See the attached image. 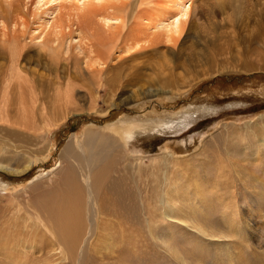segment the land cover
Here are the masks:
<instances>
[{
	"label": "rangeland",
	"instance_id": "rangeland-1",
	"mask_svg": "<svg viewBox=\"0 0 264 264\" xmlns=\"http://www.w3.org/2000/svg\"><path fill=\"white\" fill-rule=\"evenodd\" d=\"M36 1L0 0V89L9 79L11 88L17 80L26 86L21 91L26 110L16 122L35 114L41 106L37 99L46 103L48 92L52 96L58 89L68 90L76 111L47 137L45 162L19 177L0 172V184L22 191L43 183L41 190L49 193L51 184L43 177L61 163L64 169L70 165L60 162L66 145L75 149L74 140L85 130H100L123 148L122 164L129 168L121 167L125 195L105 198L104 212L121 215L122 223L140 222L137 228L128 225L133 242L111 258L106 254L102 264H182L171 257L170 247L187 264H214L215 254L232 251L246 264L264 262V0H184L190 13L180 34L160 26L175 13L170 0H87L84 10L77 0H43L47 9L36 10ZM106 17L121 21L106 26L101 22ZM46 22L58 24L53 47L55 35L44 29ZM160 120L164 125L153 124ZM1 127L22 130L3 121ZM0 140L27 152L41 147L32 134L0 130ZM170 177L175 187L184 182L189 189L183 197L196 196L186 197L190 209H211L203 210L205 220L199 218L211 232L232 227L236 235L194 246L174 221L167 228L176 235L167 239V247L154 243L145 230L152 217L146 219L144 210L148 203L156 217L162 212L160 205L161 212L154 210V202ZM249 186L262 193L260 200ZM1 195L0 217L13 209L9 194ZM16 195L24 210L23 199L30 196ZM34 223L40 222L32 218ZM22 259L16 256L9 264ZM4 260L0 264H8Z\"/></svg>",
	"mask_w": 264,
	"mask_h": 264
},
{
	"label": "bare ground",
	"instance_id": "bare-ground-1",
	"mask_svg": "<svg viewBox=\"0 0 264 264\" xmlns=\"http://www.w3.org/2000/svg\"><path fill=\"white\" fill-rule=\"evenodd\" d=\"M77 1L82 3L83 7L80 8L84 10L87 0ZM95 1L98 3L102 2V0ZM170 1L174 4L175 13L173 12L174 14L170 17V21L161 23L160 26H164V28L172 31V33L178 32L180 34L184 26H186L187 16H189L188 12L190 13L188 10L189 5L184 4V0ZM43 3V0H37L34 4L35 9H47V4ZM107 10L110 11L112 8H107ZM110 21L120 22L121 20L110 17L102 18L101 20L102 24L104 23L106 26L109 25ZM47 27L53 31L51 35H55V41L51 40L53 47V43L58 41L57 32L54 31L55 29L56 31L59 29L58 24L46 22L44 29ZM70 45L71 40L66 42V45L63 47L66 54L70 50ZM54 49L61 48L57 47ZM11 81L9 79L6 82L7 84H5V88L3 90L0 89V92L2 90L0 93V122L3 121L12 125L17 124V126L22 127V130L2 127L0 130L12 132L15 136L32 134L40 140L38 146L41 145L39 149L27 152L21 146L16 147L7 141L0 140V172L19 177L26 174L36 164L46 161L49 157L48 151H50L49 143L46 142L47 137H49L51 131L57 129L63 121L69 118L71 112L76 110H74L75 104L71 101L72 96L67 94L68 90L62 92V89H58L52 96L48 92L45 96L46 103H40L41 101H45L43 97L37 99L39 106H41L35 114L30 115V117L28 115L27 117L25 116L24 120L26 121L16 122L18 116L22 118L26 110L23 106L25 104V97L21 92L26 86L24 87L17 80L16 89L14 85L11 88ZM31 88L33 89L34 87L32 86ZM31 88L29 87L28 89L30 90ZM13 96L16 97L17 103L15 102V104L11 100ZM163 122L160 120L153 124L164 125ZM182 124H184V121ZM115 142L110 135L100 130L92 128L85 130L82 137H77L74 140L75 149L67 144L60 154V162H70V165L64 169L61 163L59 167H56V169L58 168L57 171H52L53 174L49 178H46L47 176L43 177L48 184H51L50 189H48L49 193L47 194L41 190L43 183L32 184L22 191L15 189L6 190V185L0 184V191L9 194L8 203L11 204L9 207L13 208L8 215H3V212L0 217V263L3 258L9 264V261L13 260L12 262H14L16 256H21L23 258L21 264H102L105 261L106 254H109L111 258L113 255L121 253V251H117L116 253L114 252L115 250H120L122 246L133 242L135 233H133L132 228H137L140 222L133 223L134 220H132V222L122 223L124 220L121 215V218L119 216L118 218L117 215L110 216L108 212L107 214L104 212V207H106L104 206L105 198H109L111 194L114 196L125 195V183L121 167L124 170H129L127 163L125 165L122 164L125 155L123 148L121 151ZM54 175H58L60 180L56 182L52 181L51 178ZM173 180L172 177L165 179L163 188L161 189L163 191L160 194L161 198L157 197V202H154V206L158 204L154 207V210L161 212L159 205L163 208L160 213L161 215L159 214L156 217L154 213H151L152 206L148 203L146 210H144L146 219L152 217L151 221L153 224L148 222L145 230L146 235L154 243L159 247L161 246L160 243L164 247H167V239L176 235L170 234V228H167L168 223L174 221L184 227V230L188 233L186 234L185 232L187 241H192L193 245L199 241H201L200 244H202V241H207L208 243L215 242L211 238H226L230 234L236 235L232 227L228 232L220 231L217 228L218 235L211 232L209 227L199 220V218L202 220L207 218V216H203V210H206L209 214L211 209L201 208L200 206L194 207L196 209H190L193 207L192 205L184 204L186 197H190L192 201L196 196L189 195L183 197L182 194L184 195L185 191H189V189L186 188L184 182L181 183L183 187L185 186L184 188L182 186L175 187ZM196 188V191L192 190L191 192L195 191L198 194L199 189L197 190ZM248 189L255 191L257 193L255 199L260 200L262 197L261 192L257 191L254 186H249ZM18 192H21L24 196H30L29 200L23 199L26 204L24 210L17 204V200L19 199L16 194ZM0 197H3V195ZM37 197L40 198L39 201H36ZM178 200H180L179 205L177 204ZM141 202L143 203V201ZM182 208L188 210L182 211L184 210ZM256 209H259L258 206ZM42 214L46 215V218L40 221V215ZM4 218L6 219L4 220ZM32 218L40 223L30 225ZM132 223L134 226L131 228L128 225ZM212 225L214 226V224ZM156 229L158 232L155 233ZM118 244L122 245L118 246ZM169 251L172 258L180 260L182 264H187L175 248L170 247ZM164 252L169 255L167 250ZM217 255H214V264L247 263L241 261L240 257L238 258L233 251L232 253H228V255L224 252L219 253V256ZM261 263L264 264V262H260L259 264ZM209 264L212 263L209 262Z\"/></svg>",
	"mask_w": 264,
	"mask_h": 264
}]
</instances>
